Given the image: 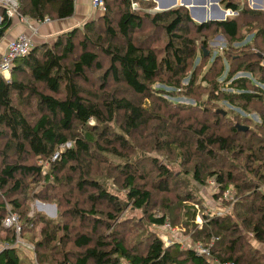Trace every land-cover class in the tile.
I'll list each match as a JSON object with an SVG mask.
<instances>
[{"label": "trees", "instance_id": "obj_1", "mask_svg": "<svg viewBox=\"0 0 264 264\" xmlns=\"http://www.w3.org/2000/svg\"><path fill=\"white\" fill-rule=\"evenodd\" d=\"M244 1L222 0L221 8L237 15L225 22L205 24L192 20L185 7L155 11L154 4L142 7L138 0H122V8L115 13L106 2L102 31L94 20L88 21L60 33L53 44L34 46L15 61L10 79L0 77V231L6 234L5 241L16 243L14 229L3 226L8 214L13 213L22 222L23 235L25 228L45 224L41 241L34 244L41 264H264V252L254 245L264 247V136L250 132L244 124L249 118L243 121L236 117L241 123L237 125L249 127L247 132L237 125H230V136L218 132L225 120H233L228 110H222L225 107L219 109L220 102L245 112L252 104H264V89L253 81L255 78L264 85V66L245 61L244 70L254 75L234 79L233 71L225 72L221 65L216 68L215 60H207L208 40L204 35L216 27L215 31L231 42L239 41V18H264V12L248 9ZM18 2L20 15L36 21L47 17L67 20L76 13L73 0ZM0 13L1 41L13 19L2 8ZM147 24L165 34L167 42L161 52L134 40L133 33ZM258 33L264 38V28ZM199 46L200 62L189 74ZM102 58L107 60L106 68L92 77L104 68ZM206 65L208 71L201 79L210 83L211 103H174L163 96L190 97L193 92L181 82L189 75V85L194 86L200 77L197 72ZM162 78L174 92L154 88ZM165 109L177 117L182 112L201 110L213 122L206 119L185 124L182 118L162 114ZM262 120L264 126V110ZM153 152L178 164L180 176L157 158H146ZM111 157L124 163L114 165ZM39 161L49 164L46 172ZM238 161L246 170L236 166ZM111 173L116 179H124L128 199L145 212L156 205V192L170 197L186 174L201 185L214 179L221 189L217 198L229 211L205 215L200 210L201 198L185 191L177 207L166 206V213L151 214L147 223L157 228L169 224L173 229L180 219L181 226L176 228L185 229L194 246H184V241L168 244L149 230L141 231L132 243L125 232L117 230L124 223L120 217L126 204L108 192L104 181L112 179ZM40 181L46 190L55 185L66 191L73 186L75 190L68 191L61 202L44 192L34 194L32 187ZM30 189L31 197L38 201H56L57 213L65 222H55L41 212L27 216ZM76 190L84 195L92 191L82 200L89 202V207L72 198ZM231 190L235 196H224ZM102 202L109 208H103ZM198 217L203 218L202 224ZM79 220L91 228L81 230L71 224ZM68 245L75 250H67ZM204 250L208 258L201 254ZM0 264L28 263L21 259L18 248L7 247L0 252Z\"/></svg>", "mask_w": 264, "mask_h": 264}, {"label": "rangeland", "instance_id": "obj_2", "mask_svg": "<svg viewBox=\"0 0 264 264\" xmlns=\"http://www.w3.org/2000/svg\"><path fill=\"white\" fill-rule=\"evenodd\" d=\"M78 1V0H77ZM89 1H90V9L91 11H88L87 16H85L84 18L82 17H77L78 20L76 19H72L69 21V23H67L66 27L68 30H72L73 28H75L77 25L79 26H83L86 22L88 21H95V23L97 24V29H101V31L103 30L104 26H103V21H102V17L105 15V10H107V7H105L106 2L109 4V6H111V10L112 12L114 11L115 13H118V10L120 8H122V4L121 1L122 0H105L103 1V5L99 6V7H95L96 5V1L95 0H87L86 1V6L89 5ZM139 1V5L142 7L148 6V4H154L156 7L155 11H160L157 9V2L155 0H138ZM191 2H195L198 0H189ZM9 4L11 5H16L17 3V8L15 7L13 9V15L15 16L14 19H18L20 21V24L24 23L25 25H29L31 26L36 25V27H29L30 28V35H28L29 37L31 36H35L37 34H39V25L44 24L46 22H56L57 20H55V18L53 17V19H49L48 17L45 18L44 22L41 23L40 20H34L28 17H24L21 16L19 11H18V7H19V2L18 0H8ZM164 3L166 2H170V0H163ZM252 4H255V1L252 0ZM107 5V4H106ZM243 5L248 9H251L250 6L248 5V1L245 0ZM13 6V7H14ZM12 7V8H13ZM95 7V8H94ZM17 9V11H15ZM252 10V9H251ZM77 11V9H76ZM216 11V10H215ZM264 12V11H262ZM1 14V13H0ZM77 14V12L75 13ZM2 15V14H1ZM0 15V17H1ZM82 15V14H79ZM51 16V15H49ZM49 19V20H48ZM55 20V21H53ZM0 21L2 22V19H0ZM80 23L75 25V23ZM239 26L241 27L242 33H241V39L237 42H231L223 33L221 32H217L215 31L216 27L212 28L209 32L204 33L205 36H207V40H208V47L206 50V57H209V59H207L208 61H214L216 63V68L218 65H221L222 67L225 68V72H234V79H238V78H242V77H249L252 78V76L254 74H252L249 71L244 70V67L246 66L245 61H247V63H258V64H262L264 66V61H262L264 57V38L262 35H260V33H258V31L262 28H264V18H260V19H254L252 17H241L239 18ZM58 23V22H57ZM70 25H75V26H70ZM251 26L252 29L249 30L248 27ZM70 28V29H69ZM66 30V31H68ZM195 35V34H194ZM33 37H31L32 41H33ZM56 38V37H55ZM54 39H52L49 43L53 44ZM133 38L136 41L137 44L140 45H148L151 46L152 48H155L157 50H159L161 52V50L164 49L167 39L165 34L162 32L161 29H156L151 27L150 24H147L144 29L140 30V31H135L133 33ZM202 52V49L199 46V54H197V58L195 59V66L193 65V68L190 69V73H192L194 70H196V63L200 62L198 57L200 56ZM216 57H218L216 59ZM103 64H104V68L100 71H96L94 74H92V77H95L96 74H99L101 72L104 71V69L107 66V60L102 58ZM201 62H203L201 60ZM231 62H233V66H231ZM245 63V64H244ZM260 66V65H259ZM208 67L209 65H206L203 69L200 70V72L198 73L199 80L197 81V83L194 86H190V76L188 75L186 79L182 80L181 82V86L182 87H188L190 89V91H192L193 93L191 94V96H180V97H172V96H167V95H163L167 100L171 101V102H176V103H185V104H189V105H195L196 103L199 102H206V103H211L212 101H210V96H209V92L207 89L210 88V83H205L202 81V77H204L205 73L208 71ZM199 70V69H198ZM207 76V75H206ZM205 76V77H206ZM258 76H262L260 75V73H258ZM218 80L223 81L224 78L219 77ZM162 81V83H161ZM161 81H157V83L154 85L155 89H161V90H165L167 92H174L173 91V87L172 85L168 87L167 80L162 78ZM253 81L262 86L264 89V85L259 83L255 78L253 79ZM189 85V86H188ZM193 87V90H192ZM181 94L185 95L184 92L182 91H178ZM148 104V103H147ZM219 109H222V107H225V109H222L224 111L228 110L230 112V117L231 121L229 120H225L223 122V125L220 127V130L218 131L221 135L224 136H230L229 135V127L230 125H234L236 126L237 124H241L238 121H240L237 118H240L241 120L244 121V119H247V122L244 123L246 126L250 127V132L253 135L256 134H262L264 136V126H263V120H262V115H263V110H264V104L263 103H257V104H252L250 105V107L248 108V112L244 111L241 108H234L231 105L227 104L226 102H220L219 104ZM199 113H197L196 111H193L192 114H188L185 112H180L181 115L177 117V115H174L172 113V111L165 109L163 110L161 113L165 114L168 117H172L173 119H179L182 118L184 119L183 121H185V124H198L197 121H205L206 119L209 120V122H213L212 118H209L208 115H205L201 110H198ZM204 114V115H202ZM237 117V118H236ZM238 126V125H237ZM214 127V126H213ZM248 127V128H249ZM256 133V134H255ZM258 138V137H257ZM239 143H241V138L238 139ZM148 149V148H147ZM164 154H159L157 152H153L149 155L146 156V158H150V157H155L158 160H160V162L163 165H166L170 170L173 171V173L176 176H180L181 174V167H179L178 164L174 165L171 164L170 161L168 159H166L165 156H163ZM112 160V163L114 165H117L119 163H124L121 159H117V158H110ZM227 164V163H226ZM241 170L242 168L246 170V166L241 165L240 161H238L236 163ZM38 165H44V171L46 172L49 167L48 163H43L41 161H39ZM48 166V167H47ZM228 168V167H227ZM99 171L101 172V168H99ZM69 175L75 179H76V175H74L73 173H69ZM109 177H112V179H107L106 181H104L107 184V188H108V192L112 193L114 195H117L120 200L125 204L126 207L124 209V212L122 213L120 220H123V225H121L119 228H117V230L119 232H125L126 236L133 240L131 241L132 243H135L138 235H140L141 231L143 230H149L150 232L156 233L158 236H163V237H167L164 238V240L166 241L168 239V241H166L167 243L171 242V241H184V246L189 245L194 246V242H193V238L190 237V235L186 232L185 229L180 230V228H176L181 226L180 224V219L178 222V225L175 226L173 229L169 228V227H162V228H157V227H152L148 225V216H150L151 214L156 215V216H160L163 213H166V206L171 205L170 207H177L179 204V197H181L180 194H182V192L187 191L188 192H192V194H196L195 196H199V198H201L202 201V207H200L201 211H204V214H211V215H221L224 213H227L229 211V209H227V207H225L223 205V200L221 198H217V195L220 193L221 189L220 187L217 185V183L214 181V179H209V181L207 182V185H201L198 184L196 181L193 180L192 176H188L186 175H182V179L181 181L183 182V184H180V186L173 191V193H170V197H166L168 196L167 194H163L161 195L160 193L156 192V205L148 212H145L144 210H140V209H136L134 207V202L130 201L128 199V195H127V189L125 187H123V182L124 179H120L117 178L116 179V175H114L113 173H111L109 175ZM116 183V184H115ZM241 182H238V184H240ZM52 185V184H51ZM46 184L44 183V181H40L38 182L36 185H34L32 187L34 194H36L37 192L39 193H43V194H47V196L49 197V195H51V198H57L58 200H60L61 202H63V198L64 195L69 193L68 191L72 192L75 190V188L72 186L71 188H67V191L63 188L60 187L58 185H55V187H53L52 189H45ZM76 186V185H74ZM264 190V189H263ZM31 192L32 190H29V198H28V202H27V207H26V211H27V216L29 215H34V213L37 212H41L43 215H45L47 218L53 220V221H60V222H65L64 220L61 219V217L59 216L60 214L57 213V210L59 209L57 206V202L54 201L53 199L48 200V201H38L37 199H34L31 197ZM52 192H56L57 195H53ZM92 193V191H89V193H87L86 195L82 194L81 192H79L78 190H76V192L74 193L75 197L72 198H78V200L82 203L83 206L85 207H89L90 203L87 202L86 200L82 201L83 198H87L88 194ZM236 192L234 191H229L226 192L224 194V196H235ZM185 196V194H183ZM166 197V198H164ZM66 198H68V195H66ZM198 198V197H197ZM56 202V203H55ZM190 205H192L191 203H189ZM63 206V204H62ZM102 207L105 209H108L109 206L107 203L102 202ZM11 206L8 204V209L11 210ZM32 212H29L31 211ZM25 211V212H26ZM60 211H64V209H60ZM29 212V213H28ZM177 214V218H179L180 216V211L177 210L176 212ZM17 216V215H16ZM27 216H22V218H27ZM19 222H21V220H18ZM25 221V220H24ZM139 221H143L144 224L141 225ZM197 221L199 223L202 224L203 218L198 217ZM22 223V222H21ZM72 225H75L77 228H80L81 230L84 228H91V226H89V224H87L86 222H82L81 220L79 221H74L71 223ZM130 224H132V226H129ZM44 223H40L38 224L35 228L33 227V229H29V228H25V234L23 235V228H19L14 229L15 231V235H16V241L17 244H19V254L20 257L23 261L27 262L28 264H41L38 263L39 260V256L37 258L36 255V249L34 244L37 242L41 241V230L44 227ZM165 235V236H164ZM6 238V234L4 232L0 231V252L3 251V248L8 247L9 243L7 241H5ZM248 238H252V236H248ZM186 241H188L186 243ZM192 243V244H191ZM11 244V243H10ZM254 245L258 248V246L262 247V251H264V247L262 245H258L255 244ZM58 246V245H56ZM74 247L72 245H68L67 246V250L69 249H73ZM75 250V249H73ZM41 254H46L45 251H42ZM58 260H62V258L60 256H58ZM263 262V261H262ZM45 264H50V262H46ZM262 264V263H261Z\"/></svg>", "mask_w": 264, "mask_h": 264}, {"label": "built area", "instance_id": "obj_3", "mask_svg": "<svg viewBox=\"0 0 264 264\" xmlns=\"http://www.w3.org/2000/svg\"><path fill=\"white\" fill-rule=\"evenodd\" d=\"M73 1L75 3L77 2V0H73ZM95 1H96L95 7H99V6L103 5L102 0H95ZM13 6L14 5L9 4L8 0H0V8L4 9L5 12L7 13V15L12 19L15 18V16L13 15V9L15 7L17 8L18 5L16 3V5L14 7ZM15 11H17V9ZM0 19H1V17H0ZM44 21H41V23H43ZM33 47H34V42L32 41L31 37H29L27 34H21L18 37H16L13 41H11L8 45L7 52L4 54V56H2L0 58V77H4L5 80H9L11 77L12 70L14 68L15 61L18 58H21V57L28 55ZM57 157H58V154L55 155V158H57ZM18 220H19V218H18V216H16V214L9 213L3 222V226L5 228H8V229L9 228H15V227L17 229L22 228L21 222H19ZM165 227L170 228L169 224H167ZM17 229H16V232H17ZM163 238H167V237L165 236ZM166 241H168V239ZM180 241L183 242L182 240H180ZM170 243L171 242H169L168 244H170ZM18 245L19 244H17V241H16L15 244H9L8 247L19 249ZM3 249H5V248H3ZM194 249H196V248L194 247ZM201 254L205 255L207 258L209 257L208 252L206 250L201 251Z\"/></svg>", "mask_w": 264, "mask_h": 264}, {"label": "water", "instance_id": "obj_4", "mask_svg": "<svg viewBox=\"0 0 264 264\" xmlns=\"http://www.w3.org/2000/svg\"><path fill=\"white\" fill-rule=\"evenodd\" d=\"M157 2V9L160 11L172 10L178 6L185 7L188 9L190 17L192 20L198 24H205L209 22H225L228 17L237 15L233 11L224 10L221 8L220 4L222 0H201L188 2L186 0H172L170 3H163V0H155ZM248 5L252 10L264 11V0H254L255 4H252V0H247ZM216 10V11H215ZM197 18L198 21L195 19ZM1 23V21H0ZM240 130L247 132L248 127L237 126Z\"/></svg>", "mask_w": 264, "mask_h": 264}, {"label": "crops", "instance_id": "obj_5", "mask_svg": "<svg viewBox=\"0 0 264 264\" xmlns=\"http://www.w3.org/2000/svg\"><path fill=\"white\" fill-rule=\"evenodd\" d=\"M86 1L87 0H78L76 2V9H77V14H75V17L71 18V19H67V20H60V21H56V22H46L44 24L39 25V34L35 35L33 37V42H34V46L42 44V43H46V42H50L52 39H54L55 37H57L60 33L68 30L66 25L67 23H69L70 20L72 19H76L78 20L77 17H85L88 14V11L90 12V1H89V5L86 6ZM82 14V15H79ZM58 22V23H57ZM1 24V23H0ZM80 24L79 22L75 23V25ZM75 25H70V26H75ZM25 25L24 23L20 24V21L17 19H13L12 25L9 28V30L7 31L6 35L1 39L0 41V58L2 56H4V54L7 52L8 49V45L11 41H13L16 37H18L21 34H27L30 35V28L31 26L36 27V25ZM80 26V25H79ZM70 29V28H69ZM12 74V73H11ZM258 248H260L261 250L262 247L258 246ZM264 252V251H263Z\"/></svg>", "mask_w": 264, "mask_h": 264}, {"label": "bare ground", "instance_id": "obj_6", "mask_svg": "<svg viewBox=\"0 0 264 264\" xmlns=\"http://www.w3.org/2000/svg\"><path fill=\"white\" fill-rule=\"evenodd\" d=\"M172 0H170V2H171ZM186 1H188V2H191V1H189V0H186ZM198 1H201V0H198ZM207 1H213V0H207ZM170 2H166V3H170ZM164 3V2H163ZM165 3V4H166ZM194 3V2H193ZM262 4H264V3H262ZM195 19H197V18H195Z\"/></svg>", "mask_w": 264, "mask_h": 264}, {"label": "clouds", "instance_id": "obj_7", "mask_svg": "<svg viewBox=\"0 0 264 264\" xmlns=\"http://www.w3.org/2000/svg\"><path fill=\"white\" fill-rule=\"evenodd\" d=\"M2 19V18H1Z\"/></svg>", "mask_w": 264, "mask_h": 264}]
</instances>
